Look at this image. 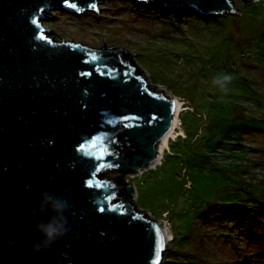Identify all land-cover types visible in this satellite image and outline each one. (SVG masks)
<instances>
[{
	"label": "water",
	"instance_id": "obj_1",
	"mask_svg": "<svg viewBox=\"0 0 264 264\" xmlns=\"http://www.w3.org/2000/svg\"><path fill=\"white\" fill-rule=\"evenodd\" d=\"M98 1L0 0V264L164 262L167 229L131 205L127 177L156 161L179 98L124 46L65 41L41 22ZM138 1L238 13L235 0ZM48 224L62 234L46 237Z\"/></svg>",
	"mask_w": 264,
	"mask_h": 264
},
{
	"label": "rangeland",
	"instance_id": "obj_2",
	"mask_svg": "<svg viewBox=\"0 0 264 264\" xmlns=\"http://www.w3.org/2000/svg\"><path fill=\"white\" fill-rule=\"evenodd\" d=\"M233 4L236 14L203 18L99 0V13L52 9L41 20L65 41L124 46L149 83L191 104L181 113L188 139H171L161 164L127 177L131 205L169 228L162 264H264V201L242 182L251 170L247 180L264 193V0ZM236 145L247 155L230 152Z\"/></svg>",
	"mask_w": 264,
	"mask_h": 264
},
{
	"label": "bare ground",
	"instance_id": "obj_3",
	"mask_svg": "<svg viewBox=\"0 0 264 264\" xmlns=\"http://www.w3.org/2000/svg\"><path fill=\"white\" fill-rule=\"evenodd\" d=\"M178 98L179 99L175 100L176 107H175L173 124L170 127V129L167 131V133L164 135V137L161 139L159 144L157 145V147L159 148V154H158L156 161L152 162L150 164L151 167H156L158 164H161V162L163 161L162 159L164 157V151H165V149H167L170 146L169 141L171 139L177 138L178 136L186 137V132H185V130L182 126V122H181V113L185 111L184 105L187 104V102L183 98H180V97H178ZM188 105L190 106V104H188ZM147 166H149V165H147ZM143 169L138 173H140V174L143 173L145 171V169L144 170ZM133 174L135 175L137 173H133ZM165 230H166V237H168L170 239V231H169V228L167 227V225H165Z\"/></svg>",
	"mask_w": 264,
	"mask_h": 264
},
{
	"label": "trees",
	"instance_id": "obj_4",
	"mask_svg": "<svg viewBox=\"0 0 264 264\" xmlns=\"http://www.w3.org/2000/svg\"><path fill=\"white\" fill-rule=\"evenodd\" d=\"M246 4H253V0H250V1H245V0H243ZM169 10V8H167V9H164V11L166 12V13H169L170 11H168ZM175 10H177V9H173L172 11L174 12ZM188 10H190V11H193L195 14H197V15H199V16H201V17H203V18H205V17H210V16H208V15H202V14H200L199 12H197V11H195V10H193V9H191V8H187V11ZM179 11V10H178ZM180 12V11H179ZM194 107V106H193ZM194 110H195V108H194ZM238 110V109H237ZM236 110V111H237ZM196 111V110H195ZM249 115V114H248ZM247 116V114L245 115V113H243V112H239V114H238V116H236V119H244L245 117ZM249 118H254V117H252V115H249L248 116ZM262 120V119H261ZM245 129H246V127H245ZM188 137L189 136H187V138L186 139H188ZM171 148V147H170ZM235 148V149H234ZM232 150H230V152H232V153H237L238 155H241V154H245V155H247V151H246V149H244V150H240V147L239 146H235ZM171 151H172V149H171ZM245 151V152H244ZM168 155V154H167ZM238 155H237V157H238ZM236 156V155H235ZM167 157V156H166ZM165 157V158H166ZM233 162V161H232ZM239 163V162H238ZM243 165L244 166H249V165H247V164H245V163H243ZM249 168L251 169V167L249 166ZM115 171H117V170H115ZM251 171V170H250ZM250 171H244L243 172V180H242V182L243 183H247L248 184V186L250 187L249 189H256L258 192H259V194H260V197H258L259 199H262L263 201H264V193H263V191H262V188L261 187H258V186H256V185H254L253 183H251V182H249L248 180H247V177L245 176V174L246 173H250ZM117 173H118V176H117V178L115 179L116 181H120L121 183H125V181H124V179H125V176H126V174L125 173H122V172H119V171H117ZM246 182H245V181ZM236 187V186H235ZM237 188V187H236ZM239 191V190H238ZM122 196H126L125 195V192H123V193H121L120 194V197H122ZM132 198H130V200H131ZM259 207H261V206H259ZM252 210V209H251Z\"/></svg>",
	"mask_w": 264,
	"mask_h": 264
},
{
	"label": "clouds",
	"instance_id": "obj_5",
	"mask_svg": "<svg viewBox=\"0 0 264 264\" xmlns=\"http://www.w3.org/2000/svg\"><path fill=\"white\" fill-rule=\"evenodd\" d=\"M228 80H230V77L227 75H224L221 78H217L216 80H214V83L220 84L221 86H223V82H226ZM65 206H66V202H62V201H57V203L55 204V207L57 209H62ZM38 227L42 229L45 236L48 238H53L57 233L62 234V231H63L59 227L53 226L52 224L38 225Z\"/></svg>",
	"mask_w": 264,
	"mask_h": 264
},
{
	"label": "snow or ice",
	"instance_id": "obj_6",
	"mask_svg": "<svg viewBox=\"0 0 264 264\" xmlns=\"http://www.w3.org/2000/svg\"><path fill=\"white\" fill-rule=\"evenodd\" d=\"M63 2L65 4H67L70 8H76L77 7V5L75 3H69V0H63ZM89 6L92 7V8H96L95 4H90ZM80 10H83V9H80ZM34 23H35V21H34ZM124 119H127V117H124ZM101 167H103V166H101ZM89 186H91V181H89ZM100 210L104 211V209H100ZM156 231H157V234H159V229H157ZM161 239H163V237H161Z\"/></svg>",
	"mask_w": 264,
	"mask_h": 264
}]
</instances>
